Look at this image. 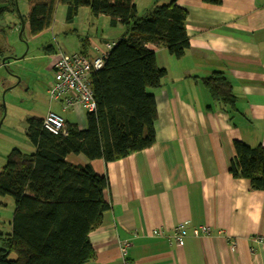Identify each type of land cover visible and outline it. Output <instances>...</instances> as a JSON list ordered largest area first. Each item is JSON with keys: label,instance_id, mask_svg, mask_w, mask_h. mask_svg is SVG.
<instances>
[{"label": "crops", "instance_id": "crops-1", "mask_svg": "<svg viewBox=\"0 0 264 264\" xmlns=\"http://www.w3.org/2000/svg\"><path fill=\"white\" fill-rule=\"evenodd\" d=\"M155 1L171 0H134L137 13ZM177 4L187 11L189 47L180 58L154 47L157 64L166 69L161 85L149 89L157 113L155 142L111 162L89 161L73 153L65 157L72 164H90L107 178L109 208L89 234L95 256L86 264H123L119 244L124 240L129 242L126 260L131 264H264V188L253 189L247 179L229 172L233 141L264 146V0ZM63 11L66 14V8ZM57 12L62 13L61 5ZM79 12L80 8L76 15ZM74 18L64 27L74 25ZM49 29L32 38L48 35ZM122 31L120 26L116 34ZM62 34L77 49L70 52L80 51L79 38L74 41L68 32ZM83 37L88 40L87 53L98 55L90 28ZM114 37L93 46L108 51ZM56 45L48 51L46 67L51 69L57 50H62L59 41ZM43 49L26 58L45 57ZM213 71L227 77L237 98L230 112L211 100L201 82ZM53 105L60 110L59 102ZM61 112L84 128L81 106ZM177 224L206 226L209 233L188 234L177 245L167 235ZM154 229L162 233L153 235ZM256 235L263 237L261 242L253 241Z\"/></svg>", "mask_w": 264, "mask_h": 264}, {"label": "trees", "instance_id": "trees-1", "mask_svg": "<svg viewBox=\"0 0 264 264\" xmlns=\"http://www.w3.org/2000/svg\"><path fill=\"white\" fill-rule=\"evenodd\" d=\"M201 1L214 5L221 2ZM28 3L31 36L52 27L59 4L66 8L67 21L74 18L79 8L87 7L94 17L107 16L111 26L123 27L115 44L106 51L102 66L89 72L94 110L86 111L76 105L84 112V128L64 118L66 134L55 135L42 127L43 116L27 117L25 135L35 150L28 153L11 148L0 170V195L11 196L14 201L12 230L6 247L0 249V264H86L95 256L89 234L100 225L109 208L105 198L107 178L97 174L90 164H72L65 157L73 153L82 154L89 161L111 162L155 142L157 113L149 89L161 85L166 69L157 64L154 47L161 46L176 58L184 55L189 47L187 11L177 0L155 1L140 14L134 0ZM8 10L17 13L14 0H0V15ZM79 39L81 49L72 53L89 60L100 55L101 50L92 44L98 55L87 53L88 40ZM2 56L0 51V62ZM201 82L211 100L220 103L225 111L236 108L237 98L222 72L213 71ZM233 148L231 175L247 179L253 189H263L264 146L250 147L235 140ZM10 253L15 257L9 258Z\"/></svg>", "mask_w": 264, "mask_h": 264}, {"label": "rangeland", "instance_id": "rangeland-1", "mask_svg": "<svg viewBox=\"0 0 264 264\" xmlns=\"http://www.w3.org/2000/svg\"><path fill=\"white\" fill-rule=\"evenodd\" d=\"M14 1L17 13L23 16L22 39L18 35L20 22L18 14L8 10L0 15V51L3 55L1 60L6 58L5 63L0 62V170L5 163L6 153L11 148L17 147L28 153L35 150L25 135L27 117L41 116L49 108L62 115L66 114L55 105L52 107L56 101H50L48 96L47 90L53 83V71L46 67L49 53L45 48L51 45L56 48V41H59L61 49L64 50H61L62 52L71 54V50H77L69 40H63L62 33L65 31L69 33L68 36L77 41L79 36H85L90 28L92 45H99L104 38L111 41L114 36H116L114 40L120 36L116 34V29L119 30L120 26H111L108 18L106 21L103 18L96 20L87 7H81L79 14L74 18L75 24L67 25L65 28L66 14L63 11L65 6L59 4L58 6L62 7V13L57 12L56 8L52 31L49 29L48 35L32 38L28 31V0ZM92 23L94 26L91 25ZM39 48H44L42 52L45 57L26 58L39 51ZM13 210V198L0 195V249L6 247L8 235L11 233ZM14 257V253L9 254V258Z\"/></svg>", "mask_w": 264, "mask_h": 264}, {"label": "built area", "instance_id": "built-area-1", "mask_svg": "<svg viewBox=\"0 0 264 264\" xmlns=\"http://www.w3.org/2000/svg\"><path fill=\"white\" fill-rule=\"evenodd\" d=\"M106 55L107 52L101 50L100 55L89 60L80 54H66L58 51V59L53 66V83L47 90L50 101L59 102L61 111L73 109L78 104L86 111H93L95 103L89 87L88 75L92 68L98 69L102 66ZM42 127L55 135L66 134L63 116L51 109H47L44 113ZM160 233H162L161 229L152 231L153 235H159ZM201 233H209L208 228L206 226L188 227L184 224H177L172 226L167 235L177 245H182L188 234L197 236ZM262 238V236L256 235L253 237V241L259 243ZM128 246L129 242L125 240L119 244L123 264H131L126 260Z\"/></svg>", "mask_w": 264, "mask_h": 264}, {"label": "water", "instance_id": "water-1", "mask_svg": "<svg viewBox=\"0 0 264 264\" xmlns=\"http://www.w3.org/2000/svg\"><path fill=\"white\" fill-rule=\"evenodd\" d=\"M14 3H15V1H14ZM15 8H16V10H17L16 3H15ZM18 16H19V18H20V25H19L18 35H19V38L22 39V32H23V29H24V21H23L21 15L18 14ZM26 51H27V50H26ZM25 53H26V52H25ZM25 53H24V55H25ZM5 60H6V58H3V59L1 60V62L4 63Z\"/></svg>", "mask_w": 264, "mask_h": 264}, {"label": "bare ground", "instance_id": "bare-ground-1", "mask_svg": "<svg viewBox=\"0 0 264 264\" xmlns=\"http://www.w3.org/2000/svg\"><path fill=\"white\" fill-rule=\"evenodd\" d=\"M53 71V70H52ZM50 109V108H49ZM51 110H53V109H51ZM54 111V110H53ZM55 112H57V111H55ZM57 113H59V112H57ZM60 114V113H59ZM60 115H62V114H60ZM44 116V115H43ZM63 116V115H62ZM64 118V117H63Z\"/></svg>", "mask_w": 264, "mask_h": 264}]
</instances>
